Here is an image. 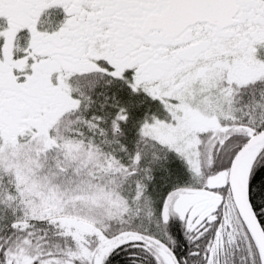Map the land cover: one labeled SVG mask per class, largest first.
<instances>
[{
  "label": "snow or ice",
  "instance_id": "6c2138e0",
  "mask_svg": "<svg viewBox=\"0 0 264 264\" xmlns=\"http://www.w3.org/2000/svg\"><path fill=\"white\" fill-rule=\"evenodd\" d=\"M0 264H264V0H0Z\"/></svg>",
  "mask_w": 264,
  "mask_h": 264
}]
</instances>
